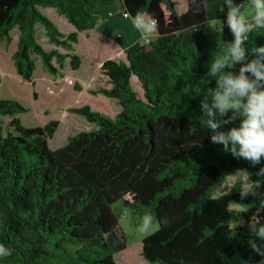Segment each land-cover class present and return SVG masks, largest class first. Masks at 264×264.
<instances>
[{"label": "trees", "instance_id": "trees-1", "mask_svg": "<svg viewBox=\"0 0 264 264\" xmlns=\"http://www.w3.org/2000/svg\"><path fill=\"white\" fill-rule=\"evenodd\" d=\"M40 7L54 9L75 31L62 35ZM225 9V0H0V43L9 45L17 30L11 60L26 83L33 77V55L51 75L66 59L72 70L81 62L74 54L45 52L35 40L36 25L57 49L71 51L78 33L123 14L149 13L158 21L147 45L115 37L125 61L107 59L99 68L110 88L91 95L115 100L120 112L110 119L87 106L71 109L96 129L68 137L59 149L48 146L57 121L26 128L17 115L28 110L0 99V118L10 119L7 129L0 120V243L12 249L0 264H115L114 255L126 248L118 225L124 209L156 218L157 229L141 241L148 264L264 260L251 248L261 242L250 227L264 225V177L255 175L264 157L252 166L226 154L222 144L211 142L214 133L204 126L200 108L215 87L210 64L234 39ZM261 45L264 29L253 27L246 47ZM132 77L142 98L131 88ZM233 171L258 185L256 196L242 199L238 183L214 196Z\"/></svg>", "mask_w": 264, "mask_h": 264}, {"label": "rangeland", "instance_id": "rangeland-1", "mask_svg": "<svg viewBox=\"0 0 264 264\" xmlns=\"http://www.w3.org/2000/svg\"><path fill=\"white\" fill-rule=\"evenodd\" d=\"M243 11L247 16L252 14V10L247 5ZM225 12L227 14V7ZM40 14L49 20L62 35L72 33L65 18L58 15L54 9L40 7ZM116 32H123L130 45L138 41L141 42L148 36L152 40L155 36L150 33L142 38L141 34L132 27L130 19L117 17L112 19L106 27L103 25L88 33H80V37L72 45L71 51H66L53 46L48 41L43 28L36 25L35 40L45 52L58 50L60 54H74L80 58L81 62L78 69L72 70L69 66V59H66L63 68L58 70V74L51 75L42 67L39 59L33 55L35 69L30 83L23 82L16 75L11 60V55L16 49L17 30L11 31L9 45L0 43V99L17 101L28 110L27 113L17 115L21 124L26 128L42 127L52 120L59 123L54 136L48 141L50 150L61 148L65 145L68 137L96 129L82 116L70 113L71 109L87 106L91 111L110 119L120 112V107L115 100L102 95H91L92 92L99 89L110 88L106 78L99 72L100 58L109 54L111 55L110 60L125 61V57L121 53L114 54L113 45L107 44L103 39L113 40L111 37ZM93 61H95L94 65ZM131 88L139 98H142V90L135 77L131 78ZM0 120L3 128L7 129L10 119L0 118ZM236 183L239 184L240 189L245 184L255 185L248 180L243 171H233L226 176L222 187L215 192L214 196L228 193ZM145 213L149 212L144 210L137 214L132 213L129 209H124L119 214V233L125 239L126 249L114 255L115 264H147L140 255L141 241L145 236L154 232L157 225L154 223L147 232L141 231V218ZM107 237L108 242L113 241L112 235Z\"/></svg>", "mask_w": 264, "mask_h": 264}, {"label": "clouds", "instance_id": "clouds-1", "mask_svg": "<svg viewBox=\"0 0 264 264\" xmlns=\"http://www.w3.org/2000/svg\"><path fill=\"white\" fill-rule=\"evenodd\" d=\"M227 7V26L234 39L222 54L210 64V73L214 77L215 87L211 94L205 95L200 103L203 113L204 126L213 130L211 142L222 144L223 151L230 153L237 159H245L255 166L264 157V45L251 49L246 47L249 34L253 27L264 29V0H247V7L252 14H244L245 0L234 4L233 0H225ZM200 11L199 7L195 8ZM132 27L145 37L157 31L158 21L149 13L137 12L135 16L129 14ZM222 28L223 22L221 21ZM249 55L253 58L248 59ZM240 64L238 72L231 71ZM247 74H251L250 76ZM210 99V103H209ZM231 112V115L229 113ZM240 123L235 126V121ZM233 124L227 131L222 130L224 125ZM264 177V167L256 173ZM255 187L258 185L245 184L240 189L241 198L247 194L256 196ZM264 207V199L260 200ZM141 231H149L156 218L152 213H145L141 218ZM162 223H167L163 218ZM250 227L264 245V225ZM261 245L254 243L251 248L264 256ZM12 249L0 243V259L11 256ZM264 264V260L261 261Z\"/></svg>", "mask_w": 264, "mask_h": 264}, {"label": "crops", "instance_id": "crops-1", "mask_svg": "<svg viewBox=\"0 0 264 264\" xmlns=\"http://www.w3.org/2000/svg\"><path fill=\"white\" fill-rule=\"evenodd\" d=\"M39 11H40V8H39ZM55 15V14H54ZM123 19H125V18H123ZM68 23V22H67ZM70 25V24H69ZM104 24H99L98 26H97V28H99L100 26H103ZM108 24H106V25H104L105 27L107 26ZM70 27V29H71V32H74L75 31V29L70 25L69 26ZM108 29V28H107ZM95 30V29H94ZM92 31V30H91ZM89 31H86V32H80V33H88ZM80 33H78V38L80 37ZM117 34H119L121 37H123L124 39H125V35H124V33L123 32H116L111 38L113 39V40H110V39H107V38H103L104 39V41H106V43L107 44H110V45H113L112 47L114 48V54H118V53H121L122 54V56H124V54H123V52L120 50V48H119V46L117 45V43L115 42V37H116V35ZM78 38H77V41H78ZM126 40V39H125ZM127 42V41H126ZM113 55V54H112ZM111 55H106L105 57H103V58H105L106 60L107 59H111V57H110ZM103 58H100V62H101V64L105 61V59H103ZM97 59V58H96ZM99 61V60H98ZM94 63H95V61H93V65H94ZM101 66V65H100ZM100 68V67H99ZM126 249V248H125ZM124 249V250H125ZM148 264V263H147Z\"/></svg>", "mask_w": 264, "mask_h": 264}, {"label": "built area", "instance_id": "built-area-1", "mask_svg": "<svg viewBox=\"0 0 264 264\" xmlns=\"http://www.w3.org/2000/svg\"><path fill=\"white\" fill-rule=\"evenodd\" d=\"M123 18H125V19L128 18V17H127V14H123ZM152 35L154 36V35H155V32H153ZM116 37L119 38L120 35L117 34ZM150 41H151V37L148 36V37L143 38V39L141 40V43L147 45Z\"/></svg>", "mask_w": 264, "mask_h": 264}]
</instances>
